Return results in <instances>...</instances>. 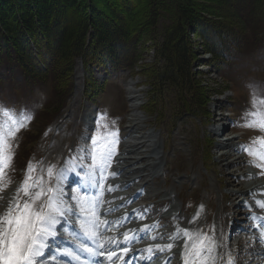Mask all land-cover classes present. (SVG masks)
<instances>
[{
    "label": "trees",
    "instance_id": "trees-1",
    "mask_svg": "<svg viewBox=\"0 0 264 264\" xmlns=\"http://www.w3.org/2000/svg\"><path fill=\"white\" fill-rule=\"evenodd\" d=\"M190 34L229 78L234 64L264 55V0H0V97L42 91L47 98L36 123L45 124L72 94L78 58L84 95L96 99L103 84L91 68L130 69L151 40L155 60L146 73L155 96L168 92L176 108L205 117L220 90L193 70L197 40Z\"/></svg>",
    "mask_w": 264,
    "mask_h": 264
},
{
    "label": "rangeland",
    "instance_id": "rangeland-1",
    "mask_svg": "<svg viewBox=\"0 0 264 264\" xmlns=\"http://www.w3.org/2000/svg\"><path fill=\"white\" fill-rule=\"evenodd\" d=\"M152 44L153 41H145L142 53L143 61H138L136 63V69H138L136 70L137 74H134V77L132 78L125 77L123 73L111 74L109 77L105 78V74H101L100 71H97L96 68H94L93 70L95 72H93L92 70L94 78L104 85L102 92L98 96V100L92 99L91 103L86 101V99L82 96V78L79 74V67L77 66V64H75L73 79L76 80V76L77 80L75 81V84L77 82V87L80 86V88L77 89L80 91L75 90L76 87H74L73 96L68 103V113L60 119V123H58V121L54 119L49 125H47L44 133L41 136H38V134L36 133L39 131V127L36 129L32 128L34 123L32 125L29 124L26 128L19 132V135L17 137L19 146L16 150L13 170L9 173L12 182L9 187L4 190V194L6 196H11L19 186L20 182L24 178L25 168L23 167L27 165L29 160H32L33 163L42 161V163L38 167L43 171H37L36 175H44L45 180H47L46 170L48 166H57L58 164H60L62 162V159L67 155L68 149H77L79 153V150L81 148L90 144L91 137L98 131V122H103V117L98 113V107H106L105 112L109 115H106L104 123H107L108 125V122H111L109 124L110 130H118V143L116 145L117 152L121 149V147H119V142H121L120 138L122 137V132H119V129L122 127V124L113 125V122H116L118 120L119 122H121V120L125 118V120L123 121V128H125L127 124L126 122H129L127 127L128 130L126 133L128 137L125 140L126 144L129 145L133 140H135L133 138L131 141V134H138L139 136L135 138H138V141L141 142V144L138 145V148H133V152L137 153L135 157H143L145 156V154H149L150 151L147 153L142 152L144 151V149H149L146 145L152 148V144L154 141L160 144V154L166 156H164V160L166 158V165L165 170L163 171V174L159 178V180L166 179V184H168L169 177L180 175V173L193 176L194 180H189V176H187V179L183 180L181 185L186 193L191 196H199L205 194L203 186L207 191H209L207 185L210 186L211 191L214 194L212 200L207 199V208L212 205L213 210L216 212L217 206L220 205L219 190H222L223 193L221 192V196H225L227 198L226 202L228 203L227 208L222 205H220L219 208L231 209L234 206L231 213L229 214L239 220H242L240 217H246V214H249V207L245 208L241 206L249 203L243 202L242 204H240V199L238 200V198L242 196L237 197V195L240 194L247 196L250 195L238 191V189H240L241 187L240 183L244 179L239 176L244 172H248L249 170H253L254 172H262V169L254 167L250 163L246 165L243 158H248L247 160L249 161L250 157L242 151L238 152V146L242 144L235 146V142L237 141L239 134H241L240 137L245 140L247 138L250 139L254 136L264 135V133L260 131H255L244 127L241 122L242 116L244 115L245 111L250 109V106H252L253 104L258 107L264 108V105L259 104L260 97H253L251 95V89L248 86L251 83H255L260 86V89L262 91H264V58L251 59V61H245L244 63L237 65L236 67H230L229 75L227 69V75L229 76V78H225L222 73L218 74L219 70H217L216 73L209 72L210 70L207 68H209L210 66L206 65L210 60L209 55L201 52V48H198L199 52L196 54V60L194 62L196 69L195 72H197V76L201 78L203 85H209L211 88H213L214 91H221L223 89L221 91L222 93L218 95H212L210 101L208 102L207 116L199 119L195 118L189 113H185L179 109H175L173 107L174 104L171 95L165 94V97L163 96L162 98L155 96L156 94H154L155 92H153L151 88V78L148 77L146 73L148 66L153 62V59H151L150 61H146L150 59V56L152 54ZM221 75L226 79L225 82L220 80ZM224 89H227V91L223 92ZM154 96L157 99H155V104L148 106L149 100H151V97ZM1 100L11 101V103H13V105L16 107V110L23 109L21 106H19L22 104L25 108L32 109L34 111V114L36 113L37 115L42 110L46 98L42 94L23 97L21 95L16 96L10 92H3L1 93L0 97V104H3ZM223 109H228L233 114L232 119L234 121V124L231 127L230 125H228L229 123L227 118L224 116L225 112L223 111ZM110 114H114L115 116L112 115L114 118L110 119ZM77 116L79 117V119L81 117L89 119L90 126L88 128L82 126V120L79 121L80 125H78ZM144 120L146 121L145 125H147V130H145V125L142 124ZM131 124L135 125L137 129L135 130L134 128L129 127ZM214 125H218L217 127L221 128L219 130H221L222 133H219L217 135L213 134L211 130ZM33 130L35 133L33 132ZM145 131H147V133ZM242 131H244L245 134H242ZM149 133H152L153 135H155V137L151 138L153 141L151 140L146 142L150 139L149 137H147ZM231 136H235V139H233L231 145L229 144L227 148L225 146L218 145L219 143H222V140H225V138L227 137L233 138ZM85 137L88 138L87 142L85 140ZM30 140H32L33 142L30 143ZM74 140H77L78 142L76 148L69 146L73 143ZM142 141H145V143L143 144ZM217 141L222 142L216 143ZM180 149L185 150L187 154H190L191 150L192 156H186ZM173 150L175 155L178 157L174 160L176 172L175 167L172 164L173 158L175 157ZM28 151H30L31 154L27 161L23 162L21 160L22 156ZM223 151L230 152L231 156H226L225 158H221L217 161L216 157L219 156ZM117 156L119 155H116L115 157ZM190 157L191 162L187 161ZM149 159L150 158L147 157L146 162H149ZM144 160H139L138 163L135 164V166L145 164ZM88 162H90V160H85V164H87ZM214 171L217 173H215ZM21 173L23 174L22 177L20 176ZM198 174L199 176L203 175L205 181L204 179H200L199 176L197 177L196 175ZM157 176L153 178L156 180ZM118 177L120 179L122 178L121 176ZM118 177L116 179H118ZM196 179L198 183L195 181ZM256 181L262 182L264 181V178H257ZM52 183H55V180H53ZM69 183L72 185V187H75V184L72 183V180ZM166 184L163 186H166ZM171 186L175 185L171 184ZM72 187L68 189L69 192L72 191ZM132 188L136 189L135 192H139L141 190L139 182L136 183V185H134ZM144 188L145 190L150 189V187ZM154 189H157L156 184H154ZM164 192L162 193V196ZM230 192H232V194H234L235 196L231 198ZM162 200L163 202H166L167 205H171V203H169L170 200H168L167 202L164 199V196ZM186 201L188 200H185V202ZM6 206V204L0 205V211H2ZM177 207L180 210L178 205ZM253 210L264 209L252 207L251 211ZM225 215L226 214L220 215L219 213V227H224V229L226 228V224L224 221L222 222V220L228 217H224ZM206 219L208 218L206 217ZM215 221L218 220L215 219ZM229 221L230 218L228 217V224ZM196 224L199 223L196 222ZM238 225L239 224L234 227L239 228ZM197 226L198 225H196V227ZM229 226L232 230L230 224ZM230 229L229 231H231ZM222 236L223 234L221 236L220 234H218V240H220V237ZM244 236L245 238L240 243L235 241L231 244L230 247L232 248L236 245L242 246V252L236 258V263L258 264L256 262L259 259L264 258V253L262 252L263 254H259L260 251H258L257 249L256 239L252 240L247 234H244ZM223 242L228 243L227 241Z\"/></svg>",
    "mask_w": 264,
    "mask_h": 264
},
{
    "label": "snow or ice",
    "instance_id": "snow-or-ice-1",
    "mask_svg": "<svg viewBox=\"0 0 264 264\" xmlns=\"http://www.w3.org/2000/svg\"><path fill=\"white\" fill-rule=\"evenodd\" d=\"M248 86L251 95L259 96V104L264 105V91L260 86L255 83ZM33 118L32 109L16 110L0 104V205H7L0 211V264H57L61 260L64 264H133L135 259L141 264H150L159 253L173 249L172 242L136 250L130 247L132 242L148 237L150 230L162 227L158 223L130 229L123 234L122 241L101 235L110 225L119 226L139 211L133 209L117 221L100 219L101 215L112 211L100 209L108 203L103 198L105 191L112 192L118 187L105 188V182L119 175L118 171L110 170L117 154L118 130H109L107 123L98 122V131L91 137L90 144L81 148L76 156H69L58 168L49 165L47 180L44 175H36L37 171H43L38 167L42 161L29 160L19 186L11 196H6L4 190L12 182L9 173L19 146L17 137ZM241 122L244 127L264 133V108L253 104L245 111ZM85 140L87 142L88 138ZM238 148L250 157L252 166L264 169V135L251 137L248 144ZM85 160L91 163L86 166ZM72 176L76 177L75 187L69 183ZM261 195L264 196V192ZM253 204L264 209V199H254ZM246 206L250 209L247 217L250 228L257 233L252 238L264 242V215L251 211L252 205ZM146 213L147 209H143L138 218L143 219ZM198 216L199 212L193 220ZM62 232L70 238L62 236ZM165 235L173 242L183 239V264H217V261L236 264L232 252L225 251L228 245L215 235L181 229L177 225L172 233H157L150 238L163 239ZM172 258L166 257L164 264Z\"/></svg>",
    "mask_w": 264,
    "mask_h": 264
},
{
    "label": "bare ground",
    "instance_id": "bare-ground-1",
    "mask_svg": "<svg viewBox=\"0 0 264 264\" xmlns=\"http://www.w3.org/2000/svg\"><path fill=\"white\" fill-rule=\"evenodd\" d=\"M81 75V74H80ZM77 91H80V90H77ZM78 93V92H77ZM136 107V106H135ZM129 127H132L134 128L135 130L137 129V127H135V125L131 124ZM220 127H217L216 129L219 130ZM214 129V130H216ZM142 137V136H141ZM147 137H149L150 139L147 140L146 142L148 141H151L153 137H155V135H153L152 133H149L147 135ZM135 140H133L129 145L126 144V146L124 147V151L122 153V156L120 158H118L115 163H117V167L113 168L112 170H119V175L118 176H121L122 178L120 179L118 176V179H114L110 182V185L114 184V186H118V187H115V192L116 193V197L115 198H110V199H107L105 198L104 200L105 201H112L111 204H109V207L110 209L112 210H116L115 214L118 215L117 217V220L121 219V218H124L130 210H132V208L128 209V212H127V208H122L120 204H126L127 202H129L130 200H133L135 197L133 196V193L130 192V193H125L124 191H120L121 190V187L122 186H125V188L127 186H129L130 184H132V182L136 181V180H140L141 182L144 183V186H150L151 183H150V180H146L145 178H143V176H157V171H155V169L157 167H159L161 165V162H163L164 160V156L161 155V156H157L158 154L161 153V151L159 149H161V146L158 142H153L152 144V148L149 152V154H145V156L143 157H135V155L137 154L136 152H133V148L137 147L138 148V145L141 144L140 141H138V138H134ZM137 139V140H136ZM153 141V140H152ZM233 141V138H228L226 141H223L222 143H219L218 145H222V146H225L226 148L228 147V145L232 143ZM126 143V141L124 142ZM142 143L144 144L145 141H142ZM226 150V149H225ZM155 156V157H154ZM226 156H231V153L230 152H227V151H223L221 152V154L219 156L216 157V160H220L221 158H225ZM149 157L150 159L148 160L149 162H146V158ZM220 157V158H218ZM141 158V159H140ZM145 160H144V159ZM235 158V157H234ZM139 160H144L145 161V164H143L142 166H135V164L138 163ZM235 161V160H234ZM238 177V176H237ZM239 177H242L244 178L243 181L240 183L241 187L240 189H238L239 192H242L244 194H250V193H255L259 190H263L264 189V183H256L254 180H253V177H254V173L252 171H248V172H244L243 174H241ZM231 178V177H230ZM120 179V180H119ZM235 180V179H234ZM71 181V180H70ZM69 181V182H70ZM236 181V180H235ZM228 183H229V180H228ZM152 187V186H151ZM174 187V186H172ZM173 189V188H172ZM172 189L164 192L163 196H164V199L168 202V200H170L169 203H171V205L169 206V210L167 211V215H170V213H175L177 211H179L178 207H177V204L175 203V197L173 198L171 195H172ZM157 190V189H156ZM153 187V189L150 190L149 192V195H147L146 197H143L142 198V201H146L147 200H150L152 198L155 197L156 194H162V193H159L158 191H156ZM124 192V193H123ZM235 195L232 194V192H230V197H234ZM257 199H261V198H257ZM264 199V198H263ZM113 200L115 202H113ZM163 201V200H162ZM254 205V204H253ZM130 207H133V205H131ZM107 208V209H108ZM152 210V209H151ZM141 213V211L139 212ZM174 216V215H173ZM226 217V216H224ZM112 218L113 217H109V216H106V217H103L101 219H106V220H109V221H112ZM241 219H244V217H240ZM225 222L226 224V228H225V233H228V232H231L229 231L230 229V226L228 224V217L226 219H223L222 222ZM196 220H192V222H187V221H182L180 223V228L181 229H184V228H187V229H190L194 232V228H196ZM124 224V223H123ZM133 224H137V222L133 223ZM114 226V225H110V228ZM133 227H131V225H128V226H125V229L123 232H127L128 230L132 229ZM231 230V229H230ZM118 232V231H116ZM157 233H162V232H151V236L153 235H156ZM223 234V232L220 233V236ZM62 236H67L66 233L62 232L61 233ZM108 237H114V233H110L108 234ZM149 237L148 240H159L161 241V243H159L160 245H167L166 241H169L168 238H163V239H160V238H157V239H151ZM116 238V237H115ZM221 239V237H220ZM231 239V238H230ZM225 243V242H224ZM156 243H148L147 246H145L144 248L148 247L149 245H155ZM226 245H228V248L231 247V244L230 243H225ZM141 245H145V243H141ZM178 245H184V241L183 239L179 240L178 241ZM263 254L261 251L259 252V254ZM136 255H139V253H135ZM159 254H162V253H159ZM158 254V255H159ZM170 255L169 253H165L164 256H168ZM251 256V255H250ZM262 256V255H261ZM264 258H261L259 259L256 263L258 264H264ZM241 261V260H240ZM63 261H57V263L61 264ZM171 264H174V262H172Z\"/></svg>",
    "mask_w": 264,
    "mask_h": 264
}]
</instances>
